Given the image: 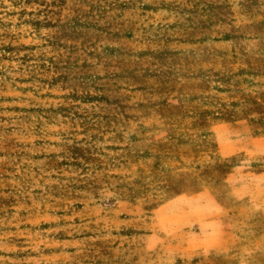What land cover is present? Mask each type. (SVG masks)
Returning a JSON list of instances; mask_svg holds the SVG:
<instances>
[{"label": "rangeland", "instance_id": "rangeland-1", "mask_svg": "<svg viewBox=\"0 0 264 264\" xmlns=\"http://www.w3.org/2000/svg\"><path fill=\"white\" fill-rule=\"evenodd\" d=\"M237 121L264 139V0H0V264H264Z\"/></svg>", "mask_w": 264, "mask_h": 264}, {"label": "crops", "instance_id": "crops-1", "mask_svg": "<svg viewBox=\"0 0 264 264\" xmlns=\"http://www.w3.org/2000/svg\"><path fill=\"white\" fill-rule=\"evenodd\" d=\"M215 133V139L217 143V154L219 158L221 159H228L233 157L234 155H237L238 153H243L245 156L249 154H264V139H256L252 138L250 131L246 125H244L243 121H237L233 123H225L220 126L215 127L214 129ZM259 144V146H258ZM243 162H239V164H236L234 168L236 169L234 171L235 174L238 175L236 172L241 173L243 170L240 168L244 167L242 164ZM226 180L227 182H231V176L230 174H227ZM232 175V176H233ZM242 176V174L240 175ZM245 178L241 181V183L235 185L237 189L243 187L244 185L248 184L249 181H251V177L244 175ZM254 178H259L260 180L264 179V172H259L258 174H252ZM247 178H250L249 181ZM214 185V183H213ZM261 186L263 184H260ZM259 185V186H260ZM264 189V185L262 186ZM194 197H201L203 196L205 199H207L208 206L211 207V209H215L212 213H207L203 221H206L207 223L211 224L212 231L204 230L200 233L202 235H205L207 237L215 238L217 241L219 240L220 233L223 230V223L220 218L219 214V208H221L220 204L217 203V200L214 199L211 187H204L203 190H199L194 194ZM188 197V196H187ZM192 197V198H194ZM262 204V203H261ZM200 206V205H199ZM201 208H204V205L200 206ZM262 209H264V205L260 206ZM223 209V208H222ZM216 244V243H214ZM213 245L205 246L202 243L197 244L196 249H199L201 251H204L205 249H212L214 247ZM188 249V248H187ZM198 250V251H199ZM206 251V250H205ZM190 252L185 251V254H188Z\"/></svg>", "mask_w": 264, "mask_h": 264}]
</instances>
